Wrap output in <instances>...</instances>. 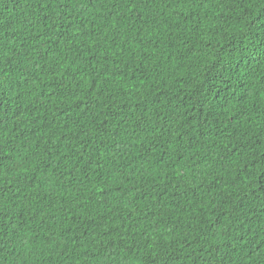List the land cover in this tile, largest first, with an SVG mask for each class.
I'll use <instances>...</instances> for the list:
<instances>
[{
  "label": "trees",
  "instance_id": "trees-1",
  "mask_svg": "<svg viewBox=\"0 0 264 264\" xmlns=\"http://www.w3.org/2000/svg\"><path fill=\"white\" fill-rule=\"evenodd\" d=\"M264 0H0V264H264Z\"/></svg>",
  "mask_w": 264,
  "mask_h": 264
},
{
  "label": "snow or ice",
  "instance_id": "snow-or-ice-1",
  "mask_svg": "<svg viewBox=\"0 0 264 264\" xmlns=\"http://www.w3.org/2000/svg\"><path fill=\"white\" fill-rule=\"evenodd\" d=\"M262 99H264V97H262Z\"/></svg>",
  "mask_w": 264,
  "mask_h": 264
}]
</instances>
